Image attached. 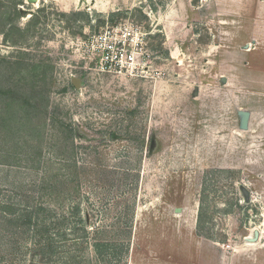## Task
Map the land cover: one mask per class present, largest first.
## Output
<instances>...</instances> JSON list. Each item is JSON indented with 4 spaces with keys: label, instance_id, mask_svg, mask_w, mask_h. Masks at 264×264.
Wrapping results in <instances>:
<instances>
[{
    "label": "rangeland",
    "instance_id": "374dc122",
    "mask_svg": "<svg viewBox=\"0 0 264 264\" xmlns=\"http://www.w3.org/2000/svg\"><path fill=\"white\" fill-rule=\"evenodd\" d=\"M2 1L0 264L264 262V0Z\"/></svg>",
    "mask_w": 264,
    "mask_h": 264
},
{
    "label": "built area",
    "instance_id": "2783aa9c",
    "mask_svg": "<svg viewBox=\"0 0 264 264\" xmlns=\"http://www.w3.org/2000/svg\"><path fill=\"white\" fill-rule=\"evenodd\" d=\"M134 34V32L123 33L122 39L117 41L106 40L105 35H100L99 38H104L105 40L98 54L99 58L96 63L98 70L108 73L130 74L134 69H137L138 61L135 52L133 50L128 51L126 48L127 40L135 41Z\"/></svg>",
    "mask_w": 264,
    "mask_h": 264
},
{
    "label": "water",
    "instance_id": "95a60500",
    "mask_svg": "<svg viewBox=\"0 0 264 264\" xmlns=\"http://www.w3.org/2000/svg\"><path fill=\"white\" fill-rule=\"evenodd\" d=\"M29 1L35 2L36 0H29ZM72 81H73L75 86H78V83H77L78 80L77 79H73ZM221 81L225 82V79L222 78ZM194 94H196V91L194 92ZM237 113H238L239 121H240V123H239L240 129H243V130L247 129L248 119H249L250 113L248 111H243V110H239ZM258 236H259L258 230L254 231L253 232V238L251 239V241H255L258 238Z\"/></svg>",
    "mask_w": 264,
    "mask_h": 264
},
{
    "label": "crops",
    "instance_id": "0c3cea01",
    "mask_svg": "<svg viewBox=\"0 0 264 264\" xmlns=\"http://www.w3.org/2000/svg\"><path fill=\"white\" fill-rule=\"evenodd\" d=\"M249 45L250 44H248V46H247V50H250L249 49ZM250 47H252V45H250ZM222 83H224V82H222ZM242 110V109H241ZM243 111H248L249 113H250V116H249V119H248V127H247V129L249 128V122H250V118H251V112L249 111V110H243ZM247 129H245V130H247ZM258 232H259V236H258V238L255 240V241H251V240H247V241H245V243H246V245L247 246H252V245H255V244H257L258 243V240H259V237L261 236V231H259L258 230ZM259 253L260 254H262L263 255V259H264V250H259L258 251V255H259ZM256 261L257 260H244L241 264H257L256 263ZM259 261V263L258 264H264V262H262V261H260V260H258ZM228 264V263H227ZM232 264H237V263H232Z\"/></svg>",
    "mask_w": 264,
    "mask_h": 264
},
{
    "label": "trees",
    "instance_id": "16d2710c",
    "mask_svg": "<svg viewBox=\"0 0 264 264\" xmlns=\"http://www.w3.org/2000/svg\"><path fill=\"white\" fill-rule=\"evenodd\" d=\"M7 1H9L10 3H13L12 1H15V0H7ZM5 1H2V0H0V9H1V5H2V3H4ZM3 6H5V4L3 5ZM8 7V6H7ZM5 13H6V11H4ZM9 15V14H8ZM32 17H34L33 16V14L31 15ZM2 33H3V35H4V39L5 40H8V38H9V35H8V33H4L3 31H2ZM10 41V40H9ZM11 42H13L14 44H16V40H12Z\"/></svg>",
    "mask_w": 264,
    "mask_h": 264
},
{
    "label": "bare ground",
    "instance_id": "6f19581e",
    "mask_svg": "<svg viewBox=\"0 0 264 264\" xmlns=\"http://www.w3.org/2000/svg\"><path fill=\"white\" fill-rule=\"evenodd\" d=\"M252 238H253V237H252ZM252 238H250V240H251ZM247 240H249V238H246V241H247Z\"/></svg>",
    "mask_w": 264,
    "mask_h": 264
}]
</instances>
